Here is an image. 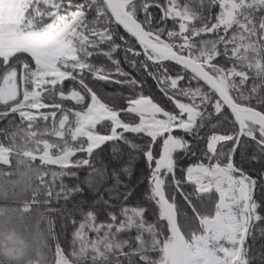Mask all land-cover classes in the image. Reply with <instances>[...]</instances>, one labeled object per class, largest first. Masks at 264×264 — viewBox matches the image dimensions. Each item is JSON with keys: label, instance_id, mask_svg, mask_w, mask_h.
<instances>
[{"label": "snow or ice", "instance_id": "1", "mask_svg": "<svg viewBox=\"0 0 264 264\" xmlns=\"http://www.w3.org/2000/svg\"><path fill=\"white\" fill-rule=\"evenodd\" d=\"M0 264H264V0H0Z\"/></svg>", "mask_w": 264, "mask_h": 264}]
</instances>
